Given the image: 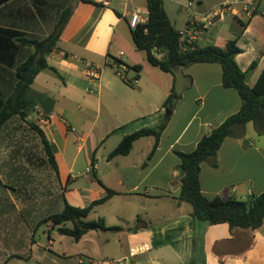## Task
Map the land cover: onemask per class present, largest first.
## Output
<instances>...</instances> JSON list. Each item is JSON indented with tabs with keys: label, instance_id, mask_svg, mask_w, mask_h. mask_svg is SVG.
Here are the masks:
<instances>
[{
	"label": "crops",
	"instance_id": "1",
	"mask_svg": "<svg viewBox=\"0 0 264 264\" xmlns=\"http://www.w3.org/2000/svg\"><path fill=\"white\" fill-rule=\"evenodd\" d=\"M207 1L200 0L197 9L189 11L180 27L177 19L169 16L172 23L179 30L185 29L189 21L200 23L196 44L201 46L214 44L224 48L230 39L239 36L238 46L242 52L236 60L245 72L246 83L254 86L264 69L262 1L252 0L256 14L250 17L244 11L245 4H238L234 5L240 10L238 15L229 13L220 20L212 18L214 11L231 0L209 1L208 9ZM71 5L75 10L61 35L58 49L48 55L50 66L57 68L60 75L49 69L41 71L26 94L29 115L26 118L15 115L5 124L32 126L33 121L39 126L53 145L57 169L43 150L53 171L46 172L37 183L26 174L21 177L26 199L14 198L12 193H16L17 188L0 174V264H8L19 256L13 251V244L28 231L29 222L36 230L40 222L36 215L45 208H56L48 217L61 212L66 201L83 208L103 198L107 194L106 187L116 194L91 213L96 212L98 218L104 217L106 222L111 214L115 223L107 224L120 229L90 231L79 241L73 237L77 247L74 256L79 264L90 260L109 264H192L195 235L201 239L206 264H264V223L254 232L232 229L228 223L208 224L192 216L190 204L176 200L183 177L181 159L176 152L193 151L203 136L241 109L238 91L224 84L222 64L195 63L165 72L150 64L147 56L144 59L129 55L127 61L117 57L126 66L120 70L134 71L131 75H122L120 70L114 72V64H111L113 37L121 22H128L121 8L77 0H9L0 6V28L15 32L12 42L19 47L15 54L17 63L24 61L33 50V46L23 44L18 38L40 40L46 37L60 13ZM229 16L235 18L231 23H228ZM44 30L49 33L41 37L40 32ZM89 65L97 68L96 78L86 74ZM134 65H141V71L133 69ZM107 72L109 74H105ZM52 74L63 80V89L57 93L64 97L73 98L80 91L96 89L98 96L87 94L90 95L89 105L96 111L91 113L80 106L83 113L68 114L50 94ZM42 77L45 82H40ZM0 79L8 80L6 88L0 87L1 95L11 93L16 83V67L0 65ZM125 80L134 85H128ZM172 90L180 98L166 117L169 121L155 152L150 156L155 137L145 136L135 141L130 153L110 156L125 136L143 128H155L162 121L166 111L163 104ZM66 114L71 123L55 122ZM41 116L48 118V125L40 123ZM250 124L244 137H228L214 161L203 163L201 186L208 197L248 201L264 192V134L257 133ZM57 130L62 132L66 143L71 131L75 132L74 137L85 134L87 141H93L91 156L80 159L59 148ZM111 139H115L114 144L117 142L116 147L99 154V149ZM0 157L4 158L1 153ZM9 167L0 163V170L7 171ZM33 189L40 192L38 198L29 194ZM138 218L142 227L131 230ZM47 221L51 225L46 223L45 233H48L49 244L55 245L52 231L59 232L51 220ZM55 255L69 257L67 251L55 252Z\"/></svg>",
	"mask_w": 264,
	"mask_h": 264
},
{
	"label": "trees",
	"instance_id": "2",
	"mask_svg": "<svg viewBox=\"0 0 264 264\" xmlns=\"http://www.w3.org/2000/svg\"><path fill=\"white\" fill-rule=\"evenodd\" d=\"M7 1L9 0H0V6ZM77 1L100 5L93 0ZM146 7L149 12V20L140 24L135 30H130L136 48L146 52L150 64L165 72H173L178 66L187 67L195 63H220L224 68L225 86L236 89L242 99L241 109L229 116L209 134L203 136L193 151L176 152L181 159L180 167L183 172L181 189L176 200L178 203L190 204L192 216L196 220L208 224L228 223L232 229L254 232L264 223V192L254 195L248 201L236 198H210L202 191L200 175L203 163L214 161L228 137L241 138L246 135L248 124L252 123L257 133L264 134V69L255 85H248L245 81V72L236 60L237 55L242 52L238 46L239 36L230 39L224 48L214 44L205 46L195 44L194 48L183 50L180 30L172 23L165 9L164 0H146ZM74 10V5L64 9L60 13L52 32L46 37L40 40L18 38L23 44L28 43L33 46V50L27 58L19 63L16 62L15 56L19 47L12 42L15 32L0 28V65L16 67V83L12 92L6 95H1L0 92V133L7 121L13 116L19 115L26 118L29 115L28 110H26L29 107L26 102V94L41 71L49 69L60 75L57 68L50 66L48 55L58 49L61 35ZM116 14L121 15L117 10ZM254 14H256L255 10L252 15ZM239 23L243 24L241 20ZM131 67L137 72H140L142 68L141 65ZM126 82L134 85L132 82ZM7 84L8 80L0 79L2 89L6 88ZM179 98L180 95L172 90L163 104L167 110L166 114L172 112ZM168 121L169 119L164 117L155 128H143L125 136L110 156L128 154L135 141L145 136H154L155 144L150 153L151 156L159 145ZM31 124L41 136L50 164L57 169L52 143L39 126L33 121ZM106 190L107 194L103 198L92 201L83 208L66 201L64 209L59 213L52 214L48 219L52 221L53 226L57 228L60 234L70 235L76 241H79L84 234L90 231L120 229L119 226H109L104 217L93 220L87 219L96 206L105 203L112 195L116 194L114 190L108 187ZM140 222L141 218H138L137 225L131 230L141 228ZM68 223H72L73 227H69ZM192 264H206L205 255L201 248V239L197 235L194 236Z\"/></svg>",
	"mask_w": 264,
	"mask_h": 264
},
{
	"label": "rangeland",
	"instance_id": "3",
	"mask_svg": "<svg viewBox=\"0 0 264 264\" xmlns=\"http://www.w3.org/2000/svg\"><path fill=\"white\" fill-rule=\"evenodd\" d=\"M119 1L120 0L113 1L111 6L114 8H120ZM186 1L187 0H179V2L183 3H186ZM192 1L194 3L193 9L196 10L200 0ZM209 1L214 3L217 0ZM209 1L205 2V6L207 9L210 7ZM261 1L262 5H264V0ZM135 2L140 7L144 9L147 8L146 0H135ZM164 5L169 16L172 19H177L178 22L176 23L179 27L180 24L184 22L186 16L191 13L185 6H181L178 2H175L173 0H164ZM233 20H235V18L231 16L228 17V23H231ZM235 24L237 26H240L238 21H236ZM48 33V30L40 32L41 37L46 36ZM60 47H63V45H60ZM111 51L113 55L111 58V64L115 62L117 57H120L121 59H123V61H127L129 55L142 56L144 59H146V52L138 50L136 48L128 22H126L125 20L121 22L120 26L116 30V33L112 40ZM122 51L124 52V55L120 56V53ZM149 66L151 65L149 64ZM104 68L111 69L110 66H104ZM112 70L115 72L116 68L113 66ZM120 71L122 72V75L126 76L134 73L133 70L126 71V73L123 70ZM105 74H109V72ZM51 76H53L54 79L49 80V88L52 91L50 94L54 96V98L57 100V104L60 107L67 110L68 114L73 116L75 114L83 113L84 111L80 109V106L81 108H88V111H90L91 113L96 111L89 105L88 99L90 95H87L91 94L92 96H98L99 93L96 91V89L90 90V88H88L87 91H80L77 97L67 98L57 93L59 91H62L61 89H63V80H61L58 76H54L53 74ZM43 78L44 77L40 79V82H45ZM81 78L85 80L88 79V77ZM127 84L129 85V83ZM166 112L167 110L165 111V114ZM68 114L60 116L59 119L57 118L55 120V122L58 123L59 121H61L62 123L65 122L68 125L70 122ZM250 126L253 128L252 123L250 124ZM72 129H76V127ZM70 133L72 135L66 143L64 141L62 132L60 133V131L57 130L56 136L58 139V147L61 149L64 148L65 151L71 154V156L78 155L80 159L85 158L86 155L91 156L93 141H87L85 134L80 133V135H76L74 137L73 135L75 132L71 131ZM114 140L115 139H111L107 141L99 149V154L108 152L116 147L117 142H115L114 144ZM43 150L44 149L41 136L39 135L38 131L35 130L31 125L27 124L26 126L22 124V126H20L16 124H7L4 127L0 135V153L4 158L0 157V163H6L10 167L7 168V171L0 170V174L6 181L9 182V184H12V186L17 188V192L12 193L14 198H27V194L24 193L21 185V182L23 181L21 177H24V174H26L32 182L37 183L41 178H43L45 174H47L46 172L53 171V167L49 163H47L45 159ZM80 180L84 179L80 177ZM93 182L95 183V181ZM29 194L38 198L37 196H39L40 192L37 189H33ZM33 206L34 208L39 207L36 205ZM55 210L56 208L54 207H52L51 209L45 208L41 214L36 215V220H40V222L38 223L39 225L36 227V230L34 229L35 226H32L29 222L28 231L23 235L22 238L17 239V243L13 244V251L19 253V256L13 257L8 264H79L77 263L76 257L74 256V252L76 251L77 247L76 242L72 236L62 235L55 231H52V238L56 241V243L55 245L49 244L50 239L48 237V233H45V230L47 228L46 223H48L49 221L45 220H47L49 218L48 216L51 213L55 212ZM97 218L98 214L94 212L91 213L87 219L93 220ZM107 222L115 223L114 218L113 216H111V214ZM49 223L48 225H51V222ZM69 227H73V225H69ZM63 251L68 252L69 257L67 259H64L62 255H55V252L62 253Z\"/></svg>",
	"mask_w": 264,
	"mask_h": 264
},
{
	"label": "built area",
	"instance_id": "4",
	"mask_svg": "<svg viewBox=\"0 0 264 264\" xmlns=\"http://www.w3.org/2000/svg\"><path fill=\"white\" fill-rule=\"evenodd\" d=\"M93 1L104 6H109L115 0H93ZM173 1L180 3L179 0H173ZM238 4L239 5L245 4L244 11L246 12V15L248 17L252 16V13L254 11V4L252 0H231L228 2H224L223 4L218 6L214 11L212 18L214 19L218 18L220 20L223 19L229 13H235L236 15H238L240 13V10L234 7V5H238ZM193 5L194 3L192 0H187V3L184 4V6L189 11L193 10ZM119 6L122 12L124 13V15L128 18V25L129 28L132 30H135L140 24H144L149 20L148 9L147 8L144 9L140 7L135 2V0H120ZM248 7H251L252 9L249 10ZM200 25L201 24L196 21H189L187 27L183 30H180L181 47L183 50L187 48H194L200 33ZM121 55H123V52H121ZM113 64L114 67L116 68V71L126 68L125 64L119 60H115ZM86 74L92 78H96L98 76V70L93 65H89V67L86 69ZM39 120L41 124H49L48 118L44 116H41ZM87 264H109V262L90 260Z\"/></svg>",
	"mask_w": 264,
	"mask_h": 264
},
{
	"label": "water",
	"instance_id": "5",
	"mask_svg": "<svg viewBox=\"0 0 264 264\" xmlns=\"http://www.w3.org/2000/svg\"><path fill=\"white\" fill-rule=\"evenodd\" d=\"M166 113H167V112H166ZM167 115H168V114H166V116H165V117H167Z\"/></svg>",
	"mask_w": 264,
	"mask_h": 264
}]
</instances>
